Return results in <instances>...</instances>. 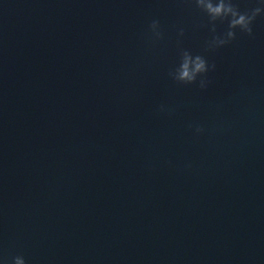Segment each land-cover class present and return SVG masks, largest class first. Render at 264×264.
I'll return each instance as SVG.
<instances>
[{"label":"clouds","instance_id":"clouds-1","mask_svg":"<svg viewBox=\"0 0 264 264\" xmlns=\"http://www.w3.org/2000/svg\"><path fill=\"white\" fill-rule=\"evenodd\" d=\"M198 9L205 13L212 25L211 31L215 33V24L217 21H227V30L223 36L215 35L208 42V48L215 50L229 44L236 39L237 32L245 33L248 36L253 35V24L258 16H264V0H257L255 7L249 10L241 11L233 0H194ZM150 28L153 34L160 38L161 33L158 31L159 21L153 20ZM183 31L181 30V35ZM215 69V64H209L205 57L201 55H193L187 50L180 53V61L178 65L169 72V76L178 84L190 85L196 84L201 89H206L210 83L207 74ZM160 111H166L165 106H160ZM195 131L200 133L203 129L200 126L195 127ZM4 264H9L5 260ZM11 264H26V260L22 255L14 256Z\"/></svg>","mask_w":264,"mask_h":264}]
</instances>
